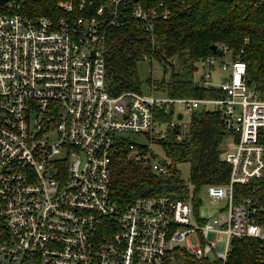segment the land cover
I'll list each match as a JSON object with an SVG mask.
<instances>
[{
    "label": "built area",
    "instance_id": "built-area-1",
    "mask_svg": "<svg viewBox=\"0 0 264 264\" xmlns=\"http://www.w3.org/2000/svg\"><path fill=\"white\" fill-rule=\"evenodd\" d=\"M23 1L0 2V264H164L171 251L183 264H225L233 237L256 239L254 264H264V94L246 82L245 62L222 44L224 56L199 59L200 83L216 86L217 97L112 95L106 25L123 6L152 36L157 8L102 0L94 15L52 20L24 14ZM174 104L188 115L201 105L217 109L224 125L229 172L225 183L206 184L210 198L224 200L211 219L194 209L190 182L186 198L145 194L119 206L111 197L115 159L170 171L171 160L151 146L164 151L168 129L186 131L180 112L158 116ZM128 131L147 143L130 141Z\"/></svg>",
    "mask_w": 264,
    "mask_h": 264
},
{
    "label": "trees",
    "instance_id": "trees-1",
    "mask_svg": "<svg viewBox=\"0 0 264 264\" xmlns=\"http://www.w3.org/2000/svg\"><path fill=\"white\" fill-rule=\"evenodd\" d=\"M67 1L72 4L69 12L58 5ZM81 1L83 5L79 7ZM102 2L24 0L21 11L31 17L57 20L94 15ZM148 3L159 13L154 19L152 36L139 27L138 20L123 6L119 7L114 23L106 25L104 83L110 94L123 90L141 92L135 64L146 55L160 62L164 71L167 68L171 71L168 79L154 82L153 88L173 97H217L221 91L216 86L201 85V76L195 80L194 72L200 58L224 56L221 44L227 46V56L245 62L246 82L264 94V0H149ZM160 12H164V17ZM171 113L158 116L169 121ZM187 123L182 138H177L176 129H168L162 142L165 155L173 164L168 173L157 174L148 167L121 159L112 161L110 193L116 204L122 206L132 197L145 194L186 198L187 187L175 166L181 161L189 164L194 209L203 184L227 181L229 164L221 157L225 130L219 111L198 107L189 114ZM255 248L256 239L233 237L225 264H254Z\"/></svg>",
    "mask_w": 264,
    "mask_h": 264
},
{
    "label": "rangeland",
    "instance_id": "rangeland-1",
    "mask_svg": "<svg viewBox=\"0 0 264 264\" xmlns=\"http://www.w3.org/2000/svg\"><path fill=\"white\" fill-rule=\"evenodd\" d=\"M215 70L222 75V70L215 67ZM203 71V65L199 62H197V69L194 72V79L199 80L201 74ZM135 72L140 80V91L144 94H153L154 96H166L165 93H162L160 90L153 88V83L156 81L161 80L162 78L168 79L170 76V68H167V71L163 70L162 65L160 62H158L154 58L150 59H140L135 64ZM174 111L171 113V118L176 116V111L180 112L182 114V121L185 120V122H188L189 115L184 110L182 105L174 104ZM202 108H210L209 106H203L201 105L199 109ZM124 134L128 137L130 141L137 142V143H147V141L144 139V137L141 134L128 131L124 132ZM182 135H178L177 138H182ZM152 150L156 153H159L161 155H165V152L162 150V148L158 145L152 144ZM222 156V151H221ZM177 169L179 170V174L181 179L184 181V183H188V172H189V164L186 161L177 162L176 165ZM198 204H197V212L199 216L206 217V218H213L218 214V210L224 205L223 199H212L207 195L206 192V184H203L198 192ZM190 241L193 243L195 240L190 237ZM183 245V243H181ZM170 257H166L164 260V264H183L186 259H184L181 255L177 254L174 251L169 252Z\"/></svg>",
    "mask_w": 264,
    "mask_h": 264
},
{
    "label": "water",
    "instance_id": "water-1",
    "mask_svg": "<svg viewBox=\"0 0 264 264\" xmlns=\"http://www.w3.org/2000/svg\"><path fill=\"white\" fill-rule=\"evenodd\" d=\"M3 0H0V2H2ZM212 49H215V45L213 44L212 45ZM212 78H213V80L215 81H217V79H215V78H217V75H216V73L215 72H212ZM181 115L180 114H178V117H180Z\"/></svg>",
    "mask_w": 264,
    "mask_h": 264
}]
</instances>
